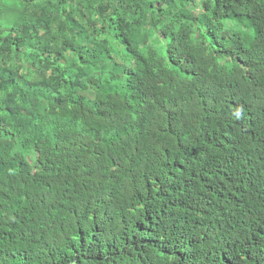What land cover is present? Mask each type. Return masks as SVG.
<instances>
[{"label":"trees","instance_id":"16d2710c","mask_svg":"<svg viewBox=\"0 0 264 264\" xmlns=\"http://www.w3.org/2000/svg\"><path fill=\"white\" fill-rule=\"evenodd\" d=\"M0 264H264V0H0Z\"/></svg>","mask_w":264,"mask_h":264},{"label":"clouds","instance_id":"9594fccd","mask_svg":"<svg viewBox=\"0 0 264 264\" xmlns=\"http://www.w3.org/2000/svg\"><path fill=\"white\" fill-rule=\"evenodd\" d=\"M175 188H177L179 190L184 189V188H179V187H175ZM93 201H92L91 204H93V205L94 204H97L96 202H93ZM189 201H190V199H189ZM130 203H132V202H127V203H125V205H128ZM125 205L122 208H124ZM79 206H81V204H80V202L77 199L73 198L70 195L69 196L67 195L66 196L65 207H64V209H63L62 212H63V214L69 213L72 216V218L74 219L73 213L71 211L73 209L79 207ZM151 214L152 213H150V215ZM117 220H118L117 219V216L113 217L112 219L100 218L99 224L96 227V229L99 230V232L102 233V234H104L105 236L110 235V233L114 232L117 228H121V227H119V225L117 223ZM137 224L138 223L130 224L129 227H128V229L136 226Z\"/></svg>","mask_w":264,"mask_h":264}]
</instances>
